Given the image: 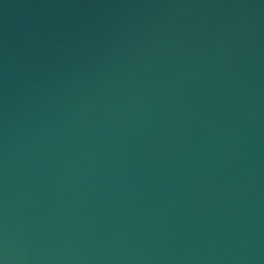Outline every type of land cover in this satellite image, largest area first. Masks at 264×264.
Returning <instances> with one entry per match:
<instances>
[{
	"label": "water",
	"instance_id": "obj_1",
	"mask_svg": "<svg viewBox=\"0 0 264 264\" xmlns=\"http://www.w3.org/2000/svg\"><path fill=\"white\" fill-rule=\"evenodd\" d=\"M0 264H264V0H0Z\"/></svg>",
	"mask_w": 264,
	"mask_h": 264
}]
</instances>
